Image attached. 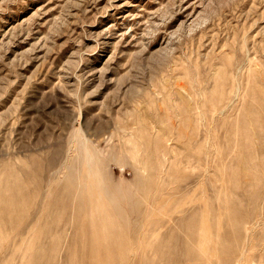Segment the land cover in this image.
Wrapping results in <instances>:
<instances>
[{"label": "rangeland", "instance_id": "obj_1", "mask_svg": "<svg viewBox=\"0 0 264 264\" xmlns=\"http://www.w3.org/2000/svg\"><path fill=\"white\" fill-rule=\"evenodd\" d=\"M0 264H264V0H0Z\"/></svg>", "mask_w": 264, "mask_h": 264}]
</instances>
